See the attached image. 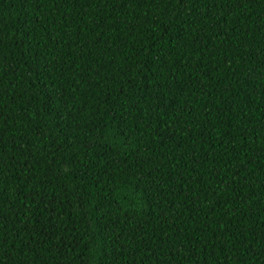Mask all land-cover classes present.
<instances>
[{
    "label": "trees",
    "instance_id": "trees-1",
    "mask_svg": "<svg viewBox=\"0 0 264 264\" xmlns=\"http://www.w3.org/2000/svg\"><path fill=\"white\" fill-rule=\"evenodd\" d=\"M0 264H264V0H0Z\"/></svg>",
    "mask_w": 264,
    "mask_h": 264
}]
</instances>
